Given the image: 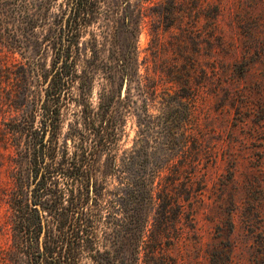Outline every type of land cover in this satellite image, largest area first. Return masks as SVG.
I'll return each mask as SVG.
<instances>
[{
    "label": "rangeland",
    "instance_id": "1",
    "mask_svg": "<svg viewBox=\"0 0 264 264\" xmlns=\"http://www.w3.org/2000/svg\"><path fill=\"white\" fill-rule=\"evenodd\" d=\"M9 2L0 0V264H35L33 251L44 246L42 236L34 243L26 240L11 201L22 197L28 181L23 112L34 98L40 126L50 75L41 91L33 90L42 73L64 63L65 47L78 60L79 74L87 65L100 71L118 66L125 52L134 51L144 84L157 87L156 98L134 97L115 149L89 157L115 158L118 165L130 159L138 171L175 159L176 148L167 149L160 133V107L188 94L192 114L184 135L188 158L198 163L193 185L201 187L186 207L191 219L182 218L180 238L164 248V255L149 259L140 244L137 256L136 241L125 245L116 202L104 209L113 220L96 228V243L85 254L101 257L104 264H125V258L132 264H264V0H176L173 5L169 0H93L76 32L65 27L73 0H36L35 24L14 16ZM100 79L84 100L94 111L107 83ZM78 83L66 94L58 129L59 143L66 142L69 152L74 149L69 129L81 108L74 101ZM120 83L118 76L111 82L115 93ZM125 87L126 80L121 92ZM113 102L120 104L118 98ZM42 132L50 136L47 127ZM108 183L116 193V177ZM82 264L95 263L84 257Z\"/></svg>",
    "mask_w": 264,
    "mask_h": 264
},
{
    "label": "trees",
    "instance_id": "2",
    "mask_svg": "<svg viewBox=\"0 0 264 264\" xmlns=\"http://www.w3.org/2000/svg\"><path fill=\"white\" fill-rule=\"evenodd\" d=\"M9 1L14 16L25 19L27 23L37 22L40 5L36 0ZM73 1L74 9L69 13L65 27L76 32L80 23L78 19L90 14L93 0ZM169 1L172 5L176 3V0ZM63 31L62 28L59 36ZM69 52L68 47L63 48L64 63L55 65L49 73H42V81L38 79L33 90L34 94L41 91V86L50 75L43 88L45 98L41 106L40 126L35 125L37 102L34 98L23 112L21 122L27 138L28 181L24 185L26 191L20 193L22 197L11 201L13 215L17 217L28 242L34 243L40 236L43 237L44 246L38 245L37 251H33L35 264H82L84 257L95 264H104L101 257L97 259V256L85 253L96 243V228L100 225L105 227L109 220H113L112 216H105L103 212L115 202L118 204V222L124 231L125 245L134 240L137 256L139 246L143 244L146 257H160L164 255L165 247L180 238L182 218L191 219L186 207H190L192 199L201 189L193 185V170L198 163L188 158L184 135L185 125L192 114V103L188 100L191 96L177 94L176 100L172 101L174 103L166 102L160 107L163 118L160 133L165 137L167 149L174 151L176 148L178 157L175 159L149 164L141 171L130 159H121L119 165L115 158L106 161L92 159L90 155L110 154L115 149L123 133L126 115L137 102L134 97L138 98L141 93L156 98L157 87L153 83L144 84L143 76L138 73L134 51L125 52L118 66H109L105 70L101 68L100 71L98 67L87 65L81 74L77 71L78 60L71 58ZM98 75L103 83H107L101 86L99 92L103 102L94 111L84 100L90 97ZM116 76L121 83L115 93L111 82ZM124 80L126 87L121 92ZM185 80L184 84H188V79ZM77 82L79 91L74 101L81 108L69 129L74 148L69 152L66 142L59 143L58 129L63 120L62 110L67 106L66 94ZM115 98L120 102L118 106L113 102ZM170 112L174 113L169 115ZM42 127H47L49 137L45 138L44 132L41 133ZM113 176L119 185L116 193L108 190V181ZM114 195L117 201L113 200ZM40 206L43 212L47 211V215L42 214ZM32 214H35V219ZM50 223H56L55 230ZM125 264H132L131 259L125 258Z\"/></svg>",
    "mask_w": 264,
    "mask_h": 264
}]
</instances>
